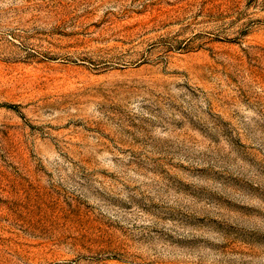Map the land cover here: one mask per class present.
<instances>
[{
	"label": "rangeland",
	"instance_id": "obj_1",
	"mask_svg": "<svg viewBox=\"0 0 264 264\" xmlns=\"http://www.w3.org/2000/svg\"><path fill=\"white\" fill-rule=\"evenodd\" d=\"M0 264H264V0H0Z\"/></svg>",
	"mask_w": 264,
	"mask_h": 264
}]
</instances>
